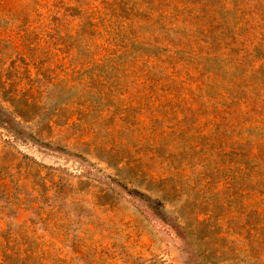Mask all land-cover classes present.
Instances as JSON below:
<instances>
[{
	"label": "rangeland",
	"instance_id": "1",
	"mask_svg": "<svg viewBox=\"0 0 264 264\" xmlns=\"http://www.w3.org/2000/svg\"><path fill=\"white\" fill-rule=\"evenodd\" d=\"M0 264H264V0H0Z\"/></svg>",
	"mask_w": 264,
	"mask_h": 264
}]
</instances>
